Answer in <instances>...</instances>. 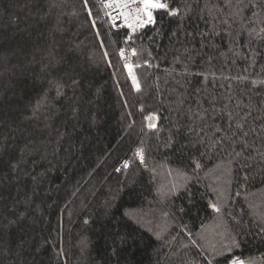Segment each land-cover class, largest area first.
I'll use <instances>...</instances> for the list:
<instances>
[{"label":"trees","instance_id":"trees-1","mask_svg":"<svg viewBox=\"0 0 264 264\" xmlns=\"http://www.w3.org/2000/svg\"><path fill=\"white\" fill-rule=\"evenodd\" d=\"M166 2L137 90L97 0H0V264H264V3Z\"/></svg>","mask_w":264,"mask_h":264},{"label":"snow or ice","instance_id":"snow-or-ice-1","mask_svg":"<svg viewBox=\"0 0 264 264\" xmlns=\"http://www.w3.org/2000/svg\"><path fill=\"white\" fill-rule=\"evenodd\" d=\"M87 2V0H85ZM262 3H264V0H261ZM240 4H244L245 0H239ZM114 5H116L119 9L118 14L124 16L125 23L129 29H131L133 32L136 31L138 27H143L148 24H154L155 18H154V11L155 10H168L170 15H178L179 9L177 8H169V4L166 2V0H109L107 4H105V7L112 8ZM248 7H259V5H245ZM125 9H128V11H125ZM243 11V8H238L236 15H239L240 12ZM132 16V22L128 21V17ZM261 31H264V29H261ZM133 54H135L136 50H132ZM124 52L121 50V55H123ZM129 70L131 74V66L129 65ZM133 83L135 84L137 90H140V83L138 82L137 78L133 75L132 76ZM255 83V82H254ZM155 114H152V116L149 117V119H155ZM150 128L156 127L155 124L150 123L148 125ZM243 124H237V127L242 128ZM138 153L140 154V159L143 160V150L138 149ZM127 165V161H125V166ZM197 167L199 165L197 164ZM212 207L219 211V208L215 204L212 205ZM234 247H239L238 241H233ZM231 264H244L243 261L239 259H232Z\"/></svg>","mask_w":264,"mask_h":264},{"label":"built area","instance_id":"built-area-1","mask_svg":"<svg viewBox=\"0 0 264 264\" xmlns=\"http://www.w3.org/2000/svg\"><path fill=\"white\" fill-rule=\"evenodd\" d=\"M108 2H109V0H97V3L99 4L100 8L102 9L103 17L105 19H107V21L110 23V25L114 29H125L126 30V33H125V35L123 37V42L118 47L117 53H118V57H119L120 61L123 64L124 69L125 70H129V64H128L129 47H128V43H129V40L132 38V36L141 27H138L135 32H133L131 29H129L127 27L126 23H125L124 16L118 14L119 9H118V7L116 5H114L112 8L105 7V4H107ZM125 11H128V9H125ZM156 11L157 10H155L154 13H153L154 14L155 21H156ZM128 21L129 22H132V16L131 15L128 17ZM150 25H152V24H150ZM121 50H123V52H124L123 55H121ZM138 149H142L143 150V160L140 159V154L138 153ZM135 156H136L137 160L142 165H145V166L148 165V160H147V155H146V148H145L144 145H139L135 149ZM125 161H127V165L129 164V158L124 157L120 161L119 166H125Z\"/></svg>","mask_w":264,"mask_h":264},{"label":"rangeland","instance_id":"rangeland-1","mask_svg":"<svg viewBox=\"0 0 264 264\" xmlns=\"http://www.w3.org/2000/svg\"><path fill=\"white\" fill-rule=\"evenodd\" d=\"M143 27H144V26H143ZM128 71H129V72H127V73H128V75L130 76V78L132 79V76L134 75V69L131 70V74H130V70H128ZM134 85H135V84H134ZM150 116H152V115H147V116H146V124H147V125H149L150 123L155 124L156 119H151V120H150V119H149ZM237 259L243 261L242 258H237ZM243 262H244V264H246L245 261H243ZM230 264H231V262H230Z\"/></svg>","mask_w":264,"mask_h":264}]
</instances>
